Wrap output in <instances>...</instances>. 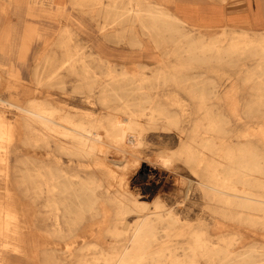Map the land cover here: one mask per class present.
Returning <instances> with one entry per match:
<instances>
[{"label":"bare ground","instance_id":"6f19581e","mask_svg":"<svg viewBox=\"0 0 264 264\" xmlns=\"http://www.w3.org/2000/svg\"><path fill=\"white\" fill-rule=\"evenodd\" d=\"M121 1L102 4L100 11L105 13L104 17L111 16L120 24L124 15L117 13L115 2L122 4ZM54 3L65 8L59 0ZM127 4V14L135 17L148 33H160V25L173 30L172 23L181 22L171 10L162 11L151 2L147 3L146 10L140 0H129ZM144 16L149 21L146 22ZM26 30L23 47L32 38L28 26ZM60 33L59 42L67 58L61 68L77 74L76 78L57 81L64 99L74 102L80 97L82 103L92 108L99 106L101 112L82 111L68 105L59 111L51 102L35 97L24 107L15 106L19 125L16 139L33 148L41 146L49 160L36 155L25 158L15 182L8 174L4 175L0 184V220L15 223L27 220L35 230L30 239L33 253L35 257H42L44 264H264V251L252 242L259 228L264 229V153L252 142L227 147L225 118L223 114L211 113L214 105L207 98V90L203 93L198 86L189 88L191 96L197 98L195 116L182 115L186 111L183 108L179 111L172 108L177 103L164 105L154 99L148 91L157 85L176 86L189 81L176 75V70L185 67L183 64L173 66V72L153 78L126 77L124 71L116 73L115 68L109 66L106 77L100 78L93 75L89 64L83 60L78 70L75 54L68 44L69 30L63 29ZM244 37L246 35L242 39L244 45L236 50L240 57L251 55L254 49L253 38ZM198 44V39H193L190 47ZM261 49L260 73L264 70L263 45ZM203 53L190 58L185 65L189 67L210 59ZM53 80L50 76L46 82ZM148 131L177 133L178 149L166 148L158 154V162L178 174L186 172V167L191 168L204 197L220 204L222 207L214 209L233 221L219 228L217 232H223L220 236L215 237L217 232L205 227V220L199 221V227L194 229L191 221H184L159 204L151 210L140 202L139 194L128 189L126 176L120 172L129 166L124 162L118 171L120 174L115 176L112 172L118 179L117 189L102 198L96 193L100 185L93 172L86 178L70 174L57 156V153L67 155L70 163H74V157L87 158L98 168V156L105 153L106 147L140 156ZM13 135L12 123L6 122L0 114V140L10 141ZM242 136L251 134L247 132ZM183 178L182 174V181L186 183ZM193 183L189 180L188 198ZM131 216L136 217L134 222ZM40 229L42 232H37ZM2 248L1 264H9L5 256L7 246Z\"/></svg>","mask_w":264,"mask_h":264},{"label":"rangeland","instance_id":"374dc122","mask_svg":"<svg viewBox=\"0 0 264 264\" xmlns=\"http://www.w3.org/2000/svg\"><path fill=\"white\" fill-rule=\"evenodd\" d=\"M120 1L116 0V2ZM140 1L144 10L147 9V3L151 2L162 11L170 9L173 11L178 0H174V3L161 0ZM59 2L63 3L65 8L59 9L52 0H30L29 3L26 0H0V98L5 100V102L0 100V114L6 122L12 123L14 133L10 141L0 140V184L5 174L15 182L18 168L25 158L36 155L37 158L49 160L41 146L33 148L16 139L19 125L16 123L18 112L15 106L24 107L30 100L36 98L51 102L59 111L73 106L82 111L101 112L99 106L89 107L82 103L80 97L74 102L66 101L60 91L57 82L60 78L73 79L77 76L67 71L68 69L61 68L67 63L65 62L67 58L64 56L65 49L59 42L60 32L63 29L69 30L68 44L75 54L78 70L83 60L89 64L93 75L100 78L106 77L109 66H113L116 73L124 71L126 77L153 78L161 77L164 72H173V66L180 67V64H183L185 67L176 70V75L180 79H189V81L176 86L175 84L157 85L148 91L154 99L164 105L172 106V103H177L172 108L178 111L183 108L186 111L182 115L195 116L198 108L197 98L191 96L189 88L198 86L199 91L203 89V93L207 90V98L209 97V102L214 105L212 107L214 111L211 113L223 114L225 118L227 147L234 148L238 143L252 142L264 153V94L262 95L264 90L259 88L262 84L258 83L259 73L254 69L256 60L247 54L240 57L236 51L239 45H244L243 32L250 35H264V31L256 32L232 26L194 28L184 23L180 24L181 22H174L173 30L160 25L159 30H162L160 33H148L135 17L127 14L129 0L121 1L122 4L115 2L118 6L117 13L124 15V20L120 21L121 25L111 16L104 17L105 13L100 11L102 4L110 5L113 3L112 0H76L75 4L70 0H59ZM26 6L31 8L28 11L30 14L34 11L39 14L37 16L27 14ZM144 18L146 22L149 21L147 16ZM28 21L34 24L36 30H30L32 38L23 47L25 24ZM244 38L248 39V35ZM193 39H198L200 44L190 47ZM210 52L213 55L209 54ZM202 53L204 56H210V59L198 61L189 67L185 65L190 58L201 56ZM228 54L232 55L229 57ZM214 56L216 60H213ZM263 75L261 78H264ZM50 76L55 81L48 83L46 81ZM247 132L251 136L244 138L242 135ZM145 138L148 144L145 142L147 145L141 147L140 156L106 147L105 153L98 156L100 159L98 168L94 167L87 158L74 157V163H70L67 155L57 153V156L70 174L77 173L82 178H86L93 172L100 185L96 193L102 198L109 195V191L117 189L118 179L117 177L115 179V176L123 172L128 189L139 194V201L151 210L159 204L179 215L184 221H191L194 229L199 227L201 220H205L207 225L205 227L214 229L215 232L233 222L225 219L214 209L222 207L220 204L211 203L204 197L198 188L197 176L191 168L185 166L186 172L182 173L186 182L184 183L182 174L177 175L158 162V154L163 150L178 149L179 140L176 132L148 131ZM1 157L4 158L3 161ZM122 162L129 165L128 168L125 166L123 170ZM178 164L183 166L181 161H178ZM113 167L115 170L111 169ZM113 171L115 176L112 174ZM189 180L194 182L190 198L187 197ZM28 204L26 200L27 209ZM135 219V216H131L130 220L134 222ZM33 228L27 220L18 223L0 220V264L4 245L7 246L5 256L9 264H44L42 257H35L33 253V243L32 240L30 241L35 231ZM259 231L256 233V238L251 241L264 251V229L259 228ZM37 232L42 231L40 229ZM222 233L217 232L215 237ZM21 238L23 240L20 241Z\"/></svg>","mask_w":264,"mask_h":264},{"label":"crops","instance_id":"0c3cea01","mask_svg":"<svg viewBox=\"0 0 264 264\" xmlns=\"http://www.w3.org/2000/svg\"><path fill=\"white\" fill-rule=\"evenodd\" d=\"M52 1L54 2L55 0ZM161 1L174 3V0ZM26 2L29 3L30 0H26ZM176 2L173 10L174 12H172L182 23L194 28L196 26L202 28L232 26L256 32L264 31V0H178ZM57 6H59V4H56V7ZM60 8L59 6V9ZM30 9V7L27 8L26 6L25 11H27V14L31 16H37L39 14L35 13V11L30 14L28 12ZM26 26L29 27V30H36L34 24H31L29 21L26 22L25 28ZM242 34L244 36L248 35V38L251 37L255 41L254 44L256 43L257 46L254 45L255 50L252 49V54L248 55L250 57L254 55L253 57L256 60L254 64L255 71H258L259 74H262V72L264 74V70L261 73V68L258 70L261 63L260 56L262 53V45L264 47V35H250L246 32ZM262 75H259V77ZM258 83L262 84L259 88L264 90V78H261Z\"/></svg>","mask_w":264,"mask_h":264},{"label":"clouds","instance_id":"9594fccd","mask_svg":"<svg viewBox=\"0 0 264 264\" xmlns=\"http://www.w3.org/2000/svg\"><path fill=\"white\" fill-rule=\"evenodd\" d=\"M175 173H177V175H178V172H175Z\"/></svg>","mask_w":264,"mask_h":264}]
</instances>
